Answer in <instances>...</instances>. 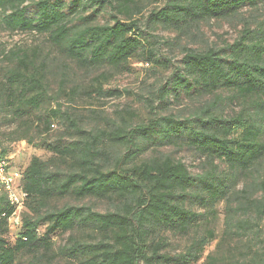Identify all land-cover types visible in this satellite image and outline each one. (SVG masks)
I'll return each instance as SVG.
<instances>
[{"label":"trees","instance_id":"16d2710c","mask_svg":"<svg viewBox=\"0 0 264 264\" xmlns=\"http://www.w3.org/2000/svg\"><path fill=\"white\" fill-rule=\"evenodd\" d=\"M144 1L152 0H0V8L6 13L5 23L9 29L46 35L53 46L82 67L122 69L132 58L145 53L143 32L138 21H131L133 9ZM256 1L168 0L163 9L149 15L148 23L180 33L201 22L228 19ZM32 3L36 10L34 17L28 15V6ZM104 11L124 15L125 19L112 15L111 23L94 24ZM140 12L138 9L137 14ZM77 13L82 14L79 17L84 24L82 27L74 25L71 19ZM245 32L246 36L231 45L228 53L211 48L187 49L182 66L173 71L160 89V99L178 98L182 93L189 96L192 92L202 97L221 90L250 99L263 96L264 38L254 42L249 32ZM146 55L147 64L158 62L155 50H148ZM21 65L28 69L25 62L21 61ZM17 77L24 80L22 96L40 84L20 72ZM10 83L15 86L13 79ZM26 84L32 87L25 89ZM119 95V92L108 93L110 97ZM35 102V99L29 100V104ZM59 115L60 111H52L48 129L50 120ZM72 125L81 140L67 146H45L63 163L68 162L70 170L51 171L49 162L34 157L19 179L27 195L24 208H30L35 217L22 219L20 237L14 247L9 246L6 234L16 207L6 196L1 197L0 264H15L18 252L47 245L45 240L57 232L75 231L104 236L96 243L73 241L67 252L79 259L80 264H197L208 243L215 239L213 231L193 241L185 253L177 256L163 253L166 242L160 235L188 234L201 215L189 209L187 203L208 207L227 200L224 182L216 183L210 174L193 176L183 163L169 157L143 160L144 155L159 143L167 145L186 139L209 160H223L231 170L238 172H247L264 160L260 128L243 113L221 119L206 110L184 121L165 116L138 125L127 135L114 134L111 140L128 148L127 155L116 159L115 167L103 164L107 160L103 134L89 135ZM0 152L10 164L8 151L0 147ZM128 162L131 164L127 165ZM68 198L78 201L116 199L122 207L105 214L71 204L56 210L47 209V202ZM34 202L38 204L36 208L31 207ZM262 210L264 214V205Z\"/></svg>","mask_w":264,"mask_h":264},{"label":"rangeland","instance_id":"374dc122","mask_svg":"<svg viewBox=\"0 0 264 264\" xmlns=\"http://www.w3.org/2000/svg\"><path fill=\"white\" fill-rule=\"evenodd\" d=\"M167 1H144L133 9L131 21H138L143 39H146V49L122 69L84 68L53 46L46 35L9 29L5 23L6 13L0 8V147L8 151L11 172L23 177L34 157L49 162L51 171L70 170L68 162L63 163L45 146H67L81 140L72 123L79 128L77 130L89 135L103 134L102 145L107 153L103 164L111 167H115L116 159L128 153L126 146L111 140L112 135L121 132L127 135L138 125L159 117L173 116L184 121L208 110L221 119H231L243 113L257 123L260 138L264 140V95L250 99L221 90L202 97L193 92L189 96L182 93L178 98L171 96L162 101L159 93L173 71L182 66L187 49L205 51L211 48L228 53L231 45L246 36L245 31L254 42L262 40L264 0H257L228 19L201 22L180 33L148 23L149 15L163 9ZM28 7V15L34 17L35 4ZM138 9H141L139 14ZM78 13L71 19L74 25L82 27L84 24L79 20L82 14L78 16ZM111 13L102 12L94 24L111 23L112 15L125 19L124 15ZM262 43L264 45V39ZM150 49L156 51L157 63L147 64L146 52ZM19 72L40 82L33 87L26 84L25 89L32 87L33 90L24 96V80L18 79ZM12 79L15 86L10 83ZM109 92L120 95L110 97ZM33 99L35 104H29ZM54 110L60 111V115L50 120L48 129L47 122ZM159 144L152 147L143 160L169 157L183 163L193 176L212 175L216 183L224 182L228 191L227 200L214 206L187 203L189 209L201 216L188 234H161L160 238L166 242L163 253L183 254L193 241L213 231L215 239L208 243L197 264H264V160L247 172H238L231 170L223 160H209L186 139ZM66 204L87 206L102 214L122 207L116 199L78 201L68 198L47 202V209H60ZM37 206L31 203L32 208ZM26 217H35L30 208L19 210L16 216L20 220ZM19 237L18 226L9 230L6 234L9 246H16ZM103 238L88 231L57 232L45 240L47 245L18 252L15 264H80L79 259L67 252L73 241L96 243Z\"/></svg>","mask_w":264,"mask_h":264},{"label":"built area","instance_id":"2783aa9c","mask_svg":"<svg viewBox=\"0 0 264 264\" xmlns=\"http://www.w3.org/2000/svg\"><path fill=\"white\" fill-rule=\"evenodd\" d=\"M21 176L10 171V164L7 158H3L0 152V199L6 196L9 203L16 207V211L10 219V230L22 224V220L16 218L18 211L24 208L27 199L26 193L21 189L19 179Z\"/></svg>","mask_w":264,"mask_h":264}]
</instances>
